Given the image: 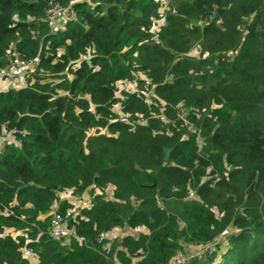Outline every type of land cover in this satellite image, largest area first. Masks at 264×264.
Masks as SVG:
<instances>
[{
    "label": "trees",
    "instance_id": "16d2710c",
    "mask_svg": "<svg viewBox=\"0 0 264 264\" xmlns=\"http://www.w3.org/2000/svg\"><path fill=\"white\" fill-rule=\"evenodd\" d=\"M47 2L0 0V68L11 51L41 58L31 84L0 92V137L20 140L0 151V264H28L24 250L36 264H169L227 232L216 264H264V0H176L157 41L155 0H60L72 18L53 30ZM196 43L209 58H184ZM137 74L154 103L116 98ZM118 103L145 125L119 121ZM108 188L76 217L83 244L48 235L58 194ZM123 227L146 232L98 241Z\"/></svg>",
    "mask_w": 264,
    "mask_h": 264
},
{
    "label": "rangeland",
    "instance_id": "374dc122",
    "mask_svg": "<svg viewBox=\"0 0 264 264\" xmlns=\"http://www.w3.org/2000/svg\"><path fill=\"white\" fill-rule=\"evenodd\" d=\"M156 2L159 3V9L157 11V18L152 19V27H151V35H152V39L154 41L158 40V35L160 32V28L165 26V18L169 13H173V9H174V2L176 0H155ZM72 18V16L69 13V10L67 8V14L64 18V20L61 22L64 23L67 19ZM197 25H202V23H198ZM184 34H187L186 31L183 32ZM16 56L12 51L9 53V57H13ZM207 57L209 58V53H205L204 55L202 54V49L200 47L199 44H194L188 51L187 53L184 55V58L187 59H191L194 61H198L201 57ZM229 57V59H232L234 54H228L227 55ZM217 57V54L214 55L213 60ZM33 78L30 76L24 78V79H20L18 81H3L2 83H0V85H2L3 89H12L14 91L19 90L20 88L26 86L28 83L31 84L33 82L32 80ZM167 81H169V79H167ZM17 87V88H15ZM128 94H142L147 102L149 104L154 103V95L152 93V91L149 88V82L148 80H146V78L141 75V74H137L135 75V81L132 82H128V81H124V82H119L117 84V92H116V98L120 99V101H123L126 99V95ZM155 106H160L161 107V103L160 102H156L155 101ZM120 104L118 103L115 107H114V112L117 113L118 115V120L121 122H124L125 124L130 125L131 123L136 124V125H145L144 124V120L141 116L137 115L134 118V121H131V117L129 115H126L124 113H122L120 111ZM161 120L167 124H169L168 121L165 120V118H161ZM184 124H187L186 122ZM166 131H168V129H166ZM190 134H194L195 135V139L196 142L199 144L200 143V139L198 137V133L195 130H192L191 128H188L187 130ZM185 137V136H184ZM20 144V140L17 137V134H6L4 139H0V151L3 148L6 147H10V146H14V147H19ZM101 194H103V199L105 200H111L112 196H111V189L108 188L106 189L104 192H101L100 190H92V191H87L85 193H83L82 195H78L73 193L72 191H65L62 192L60 194H58L57 196V201L56 203L53 205L50 214L54 213L57 209L58 206L60 205H66L67 209L70 210L72 213L79 215L81 210H86L89 209L91 207L92 204V200L94 199L95 196H100ZM139 233L140 232H146L145 230H138ZM125 233H127L126 228H116L114 231H112L110 234H107L106 237L103 239L102 242L105 243V248L109 251L111 249V247L115 244L118 243V241H120V239L125 235ZM228 233V232H227ZM227 233L224 234L225 236H227ZM22 236V232L19 231L18 234L13 232V237L16 236ZM136 235V234H134ZM63 244H68V241H60ZM190 247V248H189ZM194 247L190 246V245H181V250L178 253L177 256H184L187 255L189 253H191L192 251H194ZM23 260L27 261L28 264H34L35 260L33 259V254L30 256H24V252H23ZM205 263V262H204ZM203 263V264H204Z\"/></svg>",
    "mask_w": 264,
    "mask_h": 264
},
{
    "label": "built area",
    "instance_id": "2783aa9c",
    "mask_svg": "<svg viewBox=\"0 0 264 264\" xmlns=\"http://www.w3.org/2000/svg\"><path fill=\"white\" fill-rule=\"evenodd\" d=\"M67 14V7L61 5L60 0H48L45 12L44 22L51 30L59 28ZM40 56H36L31 59H23L17 56L9 57L8 62L0 68V83L3 81H18L34 74L40 64ZM17 88V87H15ZM18 130L13 128L11 131H3L0 139H4L6 134H17ZM189 198H194L193 194H189ZM49 226L48 235L58 241H70L75 239L79 244H83L85 241L83 238L76 236L75 225L77 224L76 217L78 215L67 210L64 214H58L57 210L54 213L49 214ZM72 223V225H71ZM127 233L124 236L135 237L139 233L138 229H126ZM136 234V235H134ZM107 234H100L98 241L103 240ZM221 236V235H220ZM219 236V237H220ZM219 237L212 243H207L201 246H194V251L184 256H177L171 260L169 264H190L192 261L205 262L219 251L218 244L220 242ZM24 256L32 255L30 250H24ZM113 264H119L115 256L113 257Z\"/></svg>",
    "mask_w": 264,
    "mask_h": 264
},
{
    "label": "crops",
    "instance_id": "0c3cea01",
    "mask_svg": "<svg viewBox=\"0 0 264 264\" xmlns=\"http://www.w3.org/2000/svg\"><path fill=\"white\" fill-rule=\"evenodd\" d=\"M6 90H7V89H3L2 85H0V92L6 91ZM224 234H225V233H224ZM224 234H222V235L219 237V239H220V242H219V244H218V247L220 248L219 253H220V251L223 252V250H225V248H226V244H227V240H226V238H227V236L229 235V233L227 234V236H225ZM190 246H192V245H190ZM192 247H194V246H192ZM189 248H190V247H189ZM220 258H221V253L218 254V255L216 256V258H215L214 261H213L214 263L212 262V263H210V264H216V263L220 260ZM33 259L35 260L36 258L33 257ZM34 264H36V260H35Z\"/></svg>",
    "mask_w": 264,
    "mask_h": 264
}]
</instances>
